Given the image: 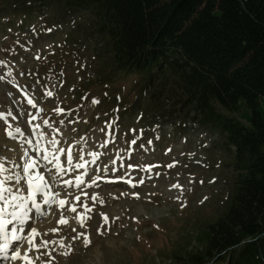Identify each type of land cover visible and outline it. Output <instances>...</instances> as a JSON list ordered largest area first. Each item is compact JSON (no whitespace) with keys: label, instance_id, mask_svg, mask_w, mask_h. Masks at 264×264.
<instances>
[{"label":"rangeland","instance_id":"374dc122","mask_svg":"<svg viewBox=\"0 0 264 264\" xmlns=\"http://www.w3.org/2000/svg\"><path fill=\"white\" fill-rule=\"evenodd\" d=\"M33 11L0 0V164L11 169L14 128L22 131L27 125V135L37 132L56 147L49 151H66L63 155H70L73 164L80 162L78 151L89 157L82 182L55 191L54 184L62 179L67 184L74 176L59 172L61 179L53 177L49 163L31 149L27 158L36 169L22 170L26 192L18 210L25 213L27 203L42 200L26 188L29 178L32 184H47L54 199L42 208L47 217L56 199L65 197L71 204L63 205L58 223L36 239L38 246L49 243L34 252L33 264H191L190 255L204 250L210 226L230 207L245 164L237 165L235 148L227 145L219 128L161 123L147 115L144 76L115 70L111 47L90 26L88 12L49 21L50 11ZM215 107L225 119L250 127L251 111L243 101L237 112ZM34 108L37 120L31 124ZM260 112L264 119V99ZM78 187L83 189L79 199L71 195V201L66 194ZM34 212H27L25 233Z\"/></svg>","mask_w":264,"mask_h":264},{"label":"trees","instance_id":"16d2710c","mask_svg":"<svg viewBox=\"0 0 264 264\" xmlns=\"http://www.w3.org/2000/svg\"><path fill=\"white\" fill-rule=\"evenodd\" d=\"M7 2L33 13L44 8L49 21L88 12L90 26L111 47L115 70L145 77L149 114L219 128L244 172L204 250L189 261L264 264V0ZM242 101L251 111L249 128L215 107L237 112Z\"/></svg>","mask_w":264,"mask_h":264},{"label":"bare ground","instance_id":"6f19581e","mask_svg":"<svg viewBox=\"0 0 264 264\" xmlns=\"http://www.w3.org/2000/svg\"><path fill=\"white\" fill-rule=\"evenodd\" d=\"M0 84L2 86V88H0V89L2 90L4 87L2 85V80H0ZM25 95H26L27 101L32 102V98L30 99L31 96L28 93H26ZM12 103H14V102L12 101ZM16 107H17V105H16ZM17 109H18V107H17ZM33 110L34 111H33L32 116L30 118L31 124H34L35 121L37 120L36 119L37 118L36 116L38 113L37 108H34ZM11 113L15 114L13 111H11ZM5 116L9 120L15 119V116L8 117V113H6ZM14 123L18 124V122H14ZM16 129L17 128L15 127L14 132H13V136L16 138V140H15L14 144H12V146L10 145L11 146L10 152L12 153V156H13L12 167H11V169H6V171L2 172L3 175L0 176V179L7 181V183H5L3 185V187H4L3 195L5 196V200L0 201V207L5 209V211L2 214V217H4V218H0V222H2L3 226L8 225L12 231L15 230V233L17 235H23L25 237H28L29 242L32 243L33 248H35L38 246L36 243V239L38 240V237H40L41 234L46 233V232L50 231L51 229H53V226L56 222L58 223V221L56 220L57 215L60 213L61 208H63V205H65V203L67 202V198L64 197V199H63V197H62V199L65 201V203L63 205L60 204L61 198L56 199L58 203L56 204V207L53 210V212L48 217L44 211H43V214H41L42 213L41 211L40 212L36 211V213L35 212L32 213L33 218L29 224L30 228L26 233L24 231V226L29 221V218H28L29 216L24 217V213L23 212L21 213V211L18 210V208H22L23 206L18 207L15 210L17 211V213L22 218H25L27 222L24 224H21L16 220L10 221L11 212L13 211V205H14V202L11 200V196L12 195H19V196L25 197L26 191H25V188L23 186L24 182H23V175H22V169H21L22 167H18V165L22 166L24 164V159H22V156H23L25 150L27 151L28 156H30V154H31V149H34L37 152L39 151L38 155L37 156L35 155V156L38 158H41V161H44L45 163H49L47 167L49 169L52 168L51 171L53 172V177H58V179H61L60 174H62V173H69V174H72L74 176V178H72V179L69 178L68 180H66L67 184H65L64 179L60 180V183L58 185L54 184V186L56 188L55 191H58L60 189V187L64 188L66 191H68L71 188L75 187L76 185L80 184L82 182V178L87 175L86 170H88L87 168H89L88 167L89 157L85 156V154L82 153V151H78V156L80 157V162L77 164H73L72 160H71V162H69L68 157L63 155L65 153L62 154V152L58 148L55 151H53V150L47 151L48 149H46L45 145L34 143L32 138H34L33 135L36 133L31 132L29 135H27V132L30 131L28 129V125L24 128V130H22L20 132H17ZM37 137L41 138L39 135ZM20 138H22V139H20ZM27 140L31 141L32 143L27 144V142H28ZM44 156H48V160H44L43 159ZM27 159L29 160V158H27ZM62 161L67 163V165L63 166ZM78 165H79V167H78ZM62 166H63V168H61ZM59 172H60V174H59ZM10 177H11V179H9ZM17 180L19 181V183H17ZM9 190H11V191H9ZM97 195L98 194H95V196H97ZM52 200L54 201L53 198H52ZM31 203H27V205H29L30 209L29 210L26 209L25 212L26 211L28 213H30L31 211L33 212ZM38 203L41 204L42 208L49 206V205L44 204L43 199L41 201H39ZM44 217H45V219H44ZM36 218L42 219L43 220L42 223L41 224L38 223L37 220H35ZM60 218H62V217H60ZM68 219H69V217H68ZM72 223H76V220L72 221ZM31 228L37 229V233L35 235L30 231ZM20 243H21V245L19 246L17 251L21 252L22 256L25 257L26 259H15V260L8 259V261H6L3 264H33L34 263L35 260H33L32 257L37 256L36 253H30L28 251V246L23 241H20ZM12 255H10V257ZM30 258H31V260H30ZM32 260H33V262L31 263ZM35 264H43V263L40 261L39 262L37 261V263H35Z\"/></svg>","mask_w":264,"mask_h":264},{"label":"snow or ice","instance_id":"6c2138e0","mask_svg":"<svg viewBox=\"0 0 264 264\" xmlns=\"http://www.w3.org/2000/svg\"><path fill=\"white\" fill-rule=\"evenodd\" d=\"M29 103H31V101H29ZM16 131L20 132V129L17 128ZM12 138H15V137L13 136ZM28 143H31V141H28ZM27 156H28V154H27V151L25 150V152H24V154L22 156V159H24V164L22 166L18 165V167H22V170L25 173L29 172L30 169H33L36 166L35 161L33 160L30 163L29 160L27 159ZM0 159H2V158H0ZM43 159L44 160H48V156H44ZM71 159H72V157L69 155L68 156V161L71 162ZM78 167H79V165H78ZM4 171H6V169L3 167L2 164H0V173H2ZM9 179H11V177ZM40 179L43 181V177H40ZM5 183H7V181L0 179V201L5 200V196L3 195V193H4L3 185ZM17 183H19L18 180H17ZM29 185L30 186L32 185L31 178H29ZM46 188H47V184H45L44 187L36 186L34 188V191H33V196H35V194L37 192L42 193L43 196H44V204L50 205L52 203V201L48 198L49 197V192L46 191ZM9 191H11V190H9ZM78 199H79V197H77V200ZM11 200L14 202L13 211L11 212L12 219L18 221L21 224L26 223L27 222L26 219L22 218L17 213V211L15 210L16 208L22 207L24 205L25 197H22V196H19V195H12L11 196ZM32 203L34 204L36 209H39L41 207L39 203H36L35 199L32 200ZM64 203H65L64 200H60V204L61 205H63ZM71 210L73 212L76 211V209L74 207ZM4 211H5V209L0 207V213H3ZM24 217H27V212L24 213ZM104 218L107 220V216H105ZM60 223L61 224H66L67 221L61 219ZM30 231L34 235L37 233V229L36 228H31ZM3 232H4L3 224H2V222H0V233H3ZM4 235H5V238L7 239V234L4 233ZM12 238L15 239V240L23 241L28 246V251L30 253L39 252L40 251V247L46 246L49 243L48 241H42V244L40 246H37V247L33 248L32 243L29 242L28 237H25L23 235H16L15 234V230H13ZM52 243H55V242H52ZM7 249H8V244L5 243V246L3 248H0V252H6ZM4 258L12 259V260H15V259H26L25 257L22 256L21 252H19V251H14V254L11 257L5 256ZM32 259L35 260L36 257L33 256Z\"/></svg>","mask_w":264,"mask_h":264}]
</instances>
